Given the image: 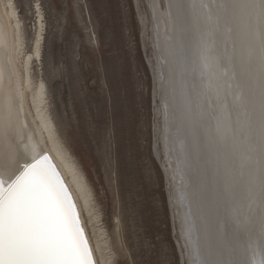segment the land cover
<instances>
[{
  "label": "bare ground",
  "instance_id": "1",
  "mask_svg": "<svg viewBox=\"0 0 264 264\" xmlns=\"http://www.w3.org/2000/svg\"><path fill=\"white\" fill-rule=\"evenodd\" d=\"M147 5L159 141L187 264H264V0ZM43 31L40 19L34 53L21 67L22 22L14 1L0 0V180H11L36 154L32 146H42L90 234L89 218L101 264H115L121 245L112 218L120 217L112 215L109 179L102 218L90 176L49 114L46 86L29 73Z\"/></svg>",
  "mask_w": 264,
  "mask_h": 264
},
{
  "label": "rangeland",
  "instance_id": "2",
  "mask_svg": "<svg viewBox=\"0 0 264 264\" xmlns=\"http://www.w3.org/2000/svg\"><path fill=\"white\" fill-rule=\"evenodd\" d=\"M13 1L23 29L21 67L23 58L34 53L38 22L44 17L40 61L34 58L29 73L34 83L46 86L49 114L65 145L90 176L101 203L96 202L97 211L107 217L104 190L110 173L101 156V136L92 130L108 127L113 132L112 215L120 212L117 191L126 196L131 189L139 219L157 245L143 259L155 262L166 254L169 264H186L161 168L167 163L159 141L160 102H155L147 0H87L83 12L73 6L75 0H42L43 7L40 0ZM100 65L106 73L98 71ZM82 90L87 92L90 109L80 103ZM86 223L93 240L87 215ZM112 223L122 246L126 243L124 221L112 218Z\"/></svg>",
  "mask_w": 264,
  "mask_h": 264
},
{
  "label": "snow or ice",
  "instance_id": "3",
  "mask_svg": "<svg viewBox=\"0 0 264 264\" xmlns=\"http://www.w3.org/2000/svg\"><path fill=\"white\" fill-rule=\"evenodd\" d=\"M39 6L43 7L42 0ZM73 6L83 12L88 8L87 0H75ZM158 7L159 0H151V8L155 11ZM40 19L43 21L44 17ZM98 71L106 73L107 69L100 65ZM80 103L91 107L83 90ZM92 131L101 136V156L109 170L111 185L113 132L108 127ZM32 149L36 154L20 164L11 180H0V264H101L96 254L100 249L93 245L58 165L42 146L33 145ZM116 196L120 201L118 215L125 224L126 243L117 250L119 258L115 264H169L166 254L155 262L143 259L145 252L156 250L157 245L139 219L134 206L136 194L128 189L126 196L119 191Z\"/></svg>",
  "mask_w": 264,
  "mask_h": 264
},
{
  "label": "water",
  "instance_id": "4",
  "mask_svg": "<svg viewBox=\"0 0 264 264\" xmlns=\"http://www.w3.org/2000/svg\"><path fill=\"white\" fill-rule=\"evenodd\" d=\"M160 143H161V148L163 147V142H162V140H160ZM163 154V153H162ZM164 155V154H163ZM167 166H168V164H166ZM161 168H162V172H163V174H164V177H165V179H166V182H167V197H168V202H169V206H170V208L172 209H174L175 207H172V205L174 206L175 204H174V201L173 200H171V195H172V193H173V195H174V191H173V188H174V183H173V179H172V177H171V175H169V169H167V167L165 168L164 166H161ZM170 168V167H169ZM175 215V214H174ZM174 219H176L177 220V217L175 218L174 217ZM178 221V220H177ZM183 258V257H182ZM186 264H187V258H186Z\"/></svg>",
  "mask_w": 264,
  "mask_h": 264
}]
</instances>
